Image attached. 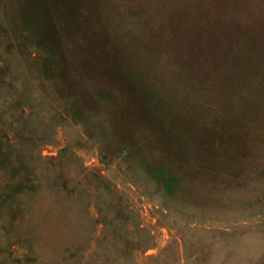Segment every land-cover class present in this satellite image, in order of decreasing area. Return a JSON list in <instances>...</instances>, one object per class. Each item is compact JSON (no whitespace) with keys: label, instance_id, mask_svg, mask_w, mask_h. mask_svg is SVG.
Masks as SVG:
<instances>
[{"label":"rangeland","instance_id":"obj_1","mask_svg":"<svg viewBox=\"0 0 264 264\" xmlns=\"http://www.w3.org/2000/svg\"><path fill=\"white\" fill-rule=\"evenodd\" d=\"M0 264H264V0H0Z\"/></svg>","mask_w":264,"mask_h":264}]
</instances>
